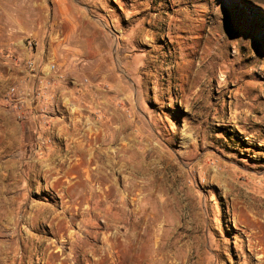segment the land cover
<instances>
[{
    "label": "crops",
    "instance_id": "0c3cea01",
    "mask_svg": "<svg viewBox=\"0 0 264 264\" xmlns=\"http://www.w3.org/2000/svg\"><path fill=\"white\" fill-rule=\"evenodd\" d=\"M197 1L172 0L169 10L162 0H120L123 8L93 0L94 14L87 15L71 1L53 0L46 30L25 37L22 27L0 26V264H137L139 243L157 247L160 223L144 215L148 193L137 188L143 198L128 197L108 168L111 145L124 151L132 128L118 121L117 99L126 94L114 67L133 71L140 99H147L156 87L149 68L163 53L159 24L167 22L176 50L205 40V16L181 8ZM108 25L117 45L105 41ZM32 59L34 73L26 68ZM15 84L24 91L28 122H19L5 99ZM97 108L106 122L94 121ZM40 136L52 142L41 145Z\"/></svg>",
    "mask_w": 264,
    "mask_h": 264
},
{
    "label": "rangeland",
    "instance_id": "374dc122",
    "mask_svg": "<svg viewBox=\"0 0 264 264\" xmlns=\"http://www.w3.org/2000/svg\"><path fill=\"white\" fill-rule=\"evenodd\" d=\"M70 1L94 14L93 0ZM171 1L162 0L169 10ZM54 8L53 0H0V26L31 36L49 27ZM181 8L205 16V40L176 50L167 22L159 24L163 53L149 68L156 87L147 99L133 71L114 67L126 94L118 121L132 128L124 151L111 145L108 168L128 197L148 193L145 218L160 223L157 247L139 243L137 264H264V0ZM103 31L117 45L114 27ZM94 110V121L106 122Z\"/></svg>",
    "mask_w": 264,
    "mask_h": 264
},
{
    "label": "built area",
    "instance_id": "2783aa9c",
    "mask_svg": "<svg viewBox=\"0 0 264 264\" xmlns=\"http://www.w3.org/2000/svg\"><path fill=\"white\" fill-rule=\"evenodd\" d=\"M28 45L33 49L36 45L35 39H33L32 37H28ZM75 63H77L78 65H82L85 63V61L82 60L81 58H77L75 59ZM26 68L29 71H31V73L35 72L36 65L33 59L26 62ZM50 68L55 69L56 68L55 64H51ZM87 81L88 79H85V82ZM23 93L24 91L22 87L15 84L9 87L7 95L5 97V99L9 101V103H11V105L13 106L15 113H16L17 120L21 123L28 122L31 117L28 108H26L24 105V102H23L24 94ZM50 142H52V138L50 137H44V136L39 137V143L41 145H46L47 143H50Z\"/></svg>",
    "mask_w": 264,
    "mask_h": 264
},
{
    "label": "bare ground",
    "instance_id": "6f19581e",
    "mask_svg": "<svg viewBox=\"0 0 264 264\" xmlns=\"http://www.w3.org/2000/svg\"><path fill=\"white\" fill-rule=\"evenodd\" d=\"M114 1L119 5L120 8H123V6L121 5L120 0H114ZM116 221H117V220H116Z\"/></svg>",
    "mask_w": 264,
    "mask_h": 264
}]
</instances>
